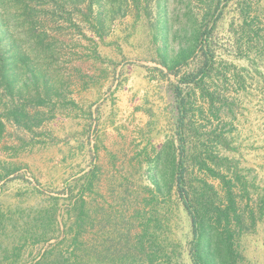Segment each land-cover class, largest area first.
<instances>
[{
	"label": "rangeland",
	"instance_id": "obj_1",
	"mask_svg": "<svg viewBox=\"0 0 264 264\" xmlns=\"http://www.w3.org/2000/svg\"><path fill=\"white\" fill-rule=\"evenodd\" d=\"M0 121V264H193L180 160L264 264V0H0Z\"/></svg>",
	"mask_w": 264,
	"mask_h": 264
},
{
	"label": "trees",
	"instance_id": "obj_2",
	"mask_svg": "<svg viewBox=\"0 0 264 264\" xmlns=\"http://www.w3.org/2000/svg\"><path fill=\"white\" fill-rule=\"evenodd\" d=\"M24 57V55H23ZM36 69L31 70L33 77H36L38 71ZM52 88V85H50ZM49 92H46L48 95ZM179 95V94H178ZM29 97V96H28ZM49 97V96H48ZM40 99V98H39ZM46 101H49L50 98H46ZM44 99H40L38 103H44ZM18 107H15L13 114H10V119L23 126H28L24 121L30 118V112L20 111L17 112ZM24 119V120H21ZM179 121H182V118L179 117ZM3 123L0 121V129ZM184 165L180 160L177 164V177H176V187L179 197L182 200L183 206L187 211L191 219L192 225V240L190 247V255L192 258L193 264H233L231 262V255L234 252L233 246L235 235L241 228L240 225V216L235 210H231L230 207L221 209L217 207L214 209V221L211 222L206 219V213L209 211L207 206H202L203 204H195L193 200L188 198V193L184 188ZM227 199L229 202H232V192L230 187L227 190ZM200 205V206H198ZM54 218H52V214ZM43 221L46 220L49 224L56 219L54 212L50 210H45ZM54 222V221H53ZM50 228L48 227V230ZM79 230L77 228L75 231ZM47 232V229H45ZM200 245L201 248H200ZM76 258V256H74ZM60 256L59 252L54 251L52 254H49L46 257V253L38 261V264H61L59 261ZM69 261V260H68Z\"/></svg>",
	"mask_w": 264,
	"mask_h": 264
}]
</instances>
